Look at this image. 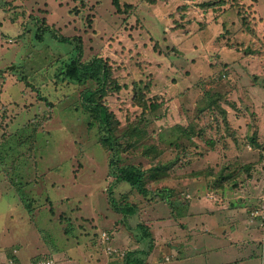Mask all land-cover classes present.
<instances>
[{
	"label": "rangeland",
	"instance_id": "1",
	"mask_svg": "<svg viewBox=\"0 0 264 264\" xmlns=\"http://www.w3.org/2000/svg\"><path fill=\"white\" fill-rule=\"evenodd\" d=\"M121 9L114 0H0V151H23L28 135L36 147L19 160L30 166L34 209L0 165V264H31L52 251L49 240L88 251L73 244H96L98 229L113 246L102 242L89 264L102 252L107 264H126L125 255L162 264L160 254H178L177 245L193 264H264V133L253 121L257 100L264 131V0H121ZM76 57L106 59L134 86L144 77L143 92L103 99L114 117L109 141L81 102L97 82L79 86L66 74ZM195 137L197 156L179 158ZM131 164L144 170L143 192L116 179V167ZM158 164H173L160 179ZM210 170L229 172L236 185L216 187ZM111 199L137 210L117 212ZM42 210L56 217L42 218L44 231ZM60 224L82 232L69 237ZM51 254L46 264L64 263Z\"/></svg>",
	"mask_w": 264,
	"mask_h": 264
},
{
	"label": "trees",
	"instance_id": "2",
	"mask_svg": "<svg viewBox=\"0 0 264 264\" xmlns=\"http://www.w3.org/2000/svg\"><path fill=\"white\" fill-rule=\"evenodd\" d=\"M114 5L119 9L120 12H122L121 9V0H114ZM13 23V22H12ZM63 37V40L67 41L68 38L67 37ZM77 41H79V39H77ZM80 58V56H79ZM78 57L74 58L73 61L69 62L67 64V71L66 74L67 76L71 79V81L77 85H82L85 84L87 81L89 80H94L95 82H97V86L95 89H90L87 88L85 90V92L83 93V97H82V103L83 106L86 110L90 111L98 120L101 126V135L103 137V141H109V139H111L112 135H113V131H114V127H113V123H114V117L113 114L111 113V111L108 109V104L103 103V99L107 96V95H114V93H118L119 91H121V89L124 90L125 93L128 92V90H130L131 93L133 92H137L138 89L142 91V87H140L139 82L143 81L144 77H139V82H135V86L132 85V83L130 82V79H125L122 76H117L115 74H113L112 69L108 66V61L106 59H103L101 57H94L91 61L88 62H82V60L80 61ZM136 80V78L133 80V82ZM130 83V84H128ZM98 91H103L104 94H100L98 95ZM143 97V96H142ZM183 97V96H182ZM264 98V97H262ZM140 104V103H139ZM255 104H256V110L253 113V121L254 124L256 125V128L258 129L257 131H259V134H263V123L261 122L260 118L263 115L262 114V108H258V104H260L257 100H255ZM141 105V104H140ZM226 120V119H225ZM248 127V125H247ZM201 133H203V131H201ZM198 135V136H206L205 132L203 134ZM30 136H24V137H20L21 138V149H23V151H15L14 148H9L8 152H1L0 151V165H8V169H7V174L10 177V182H13L14 185H18L20 184L19 189H16V194H18V198L19 201L21 203H23L25 208H30V209H34L33 204L35 200H29L30 195L31 194V189H27L28 187H30V185L28 184V179L26 178L28 175V171L30 170V166L26 167V162L23 161L19 164V160L20 158L28 151L33 150V145L34 143L30 140ZM193 138V137H192ZM252 139H256V141L260 144L262 142H259V138H255V136L252 137ZM192 141L190 140L192 143L196 142L197 145L200 147L201 144V140L199 138H194ZM217 141V140H216ZM196 143H194L193 145H191L190 143L188 144L189 146V150L187 151L186 147L184 146V150L179 152V158L180 157H188L191 159H194L197 155V153L193 152V150H197V145ZM177 144V143H176ZM6 145L9 147L11 144L10 143H6ZM180 145V144H178ZM36 149L35 145H34V150ZM6 151V150H5ZM9 158V160H7ZM176 162V161H175ZM175 162L173 164H175ZM115 162L112 161L111 165H114ZM171 164V165H173ZM171 165H155V177L157 179H160V176L158 175L160 172L164 171L167 172L169 170H171L170 166ZM33 169L34 170H38V164H34ZM2 170L4 171L5 169L2 168ZM208 169H205L204 174L208 175L209 172H207ZM117 172V175H116ZM27 173V174H26ZM210 174L211 179L210 182L213 185H216V187H218V185H222L225 186V188H232V186H235L237 183V178L233 179L232 175L229 172H214L213 170H210ZM251 175V174H250ZM115 176L116 179L119 181H124L125 183L129 184L131 187L136 188L138 191L143 192L145 191L144 189V170L141 168V166L137 165V164H131V165H123V166H119L116 167V171H115ZM193 176V175H192ZM237 177V176H236ZM27 186V187H25ZM224 188V187H223ZM42 191H46L44 189H42ZM41 191V193H42ZM47 195L46 193L44 194V196ZM38 196V195H37ZM43 196V193H42ZM197 199L198 196H196L195 194L192 195V197H194ZM36 197V196H35ZM22 198V199H21ZM32 198V195H31ZM34 199V198H32ZM41 199V198H40ZM192 199V198H191ZM42 200V199H41ZM113 203L114 206V210L117 212H122V213H126L127 215H131L132 213H135V211L137 210L138 204H136L135 206L132 204L131 205H124V206H119L117 199H111L110 200ZM192 201H196V200H190ZM197 202V201H196ZM55 207V205H53ZM39 215V219L36 220V225L37 228L39 230L44 231V226H42L40 224L44 223L46 226H48L50 223L47 220H43V217H47L50 216L51 217V222L52 220H54V216L49 215V214H44V211H39L38 212ZM232 223H229V225H231ZM137 229H141L143 230L140 231V233L138 234L139 238H143L145 239V237H147V234H150V232L147 229V226H145L144 224H141L137 226ZM230 229H234V227H231ZM47 230V229H46ZM152 240V239H151ZM53 254L56 252L55 251H51ZM130 253V252H129ZM128 253V254H129ZM12 259H16L14 256V253L11 254V252L9 253ZM54 254V255H55ZM49 253H45V256H41L39 258H34L32 263L33 264H40V262H45V263H49L47 261ZM51 256L53 257V255L51 254ZM125 263L126 264H144V262L140 259L143 257H140V255L138 256L139 258L135 259L133 258V256L129 255V257L126 255L125 256ZM54 258V257H53ZM54 260V259H53ZM135 260V261H133ZM141 260V261H140ZM134 262V263H133ZM18 264H21V262H17Z\"/></svg>",
	"mask_w": 264,
	"mask_h": 264
},
{
	"label": "crops",
	"instance_id": "3",
	"mask_svg": "<svg viewBox=\"0 0 264 264\" xmlns=\"http://www.w3.org/2000/svg\"><path fill=\"white\" fill-rule=\"evenodd\" d=\"M193 202H196V201H192L191 203H193ZM56 207L57 206H55V208ZM57 217L59 219L61 217V214L60 215H57ZM55 219H56V217L54 216V220H53L54 222H55ZM88 227H90V226H88ZM62 228L64 229L65 232L69 233V237L71 236L73 238H75L77 235H79V233L82 232V228L81 227H78V228H81V229H79L77 231H74L75 225H73L71 227L72 232H68L66 230V228L63 227V225L60 224V226H59L58 229H62ZM89 229L90 228H88V229L86 228L84 230L85 231V234H88V230ZM98 230H100V229H98ZM98 230H95L94 233H99L101 235V232H99ZM118 234L120 236H122V237L124 236L123 231H121L120 233H117V235ZM65 239L70 240L68 237H65ZM97 239L99 241L96 244H94L91 241H89V242H83V245H84L83 247H79V245L73 244L74 247H76L77 249H83L84 247H87V250L88 251H83V252L82 251H76V250H74L72 248L71 244H69V243H67L65 245H62L61 244L59 246L57 245L58 246L57 247L55 241L49 240V244H47V245H48L49 250L55 251L56 254H58V257L64 260V263L63 264H89V263H87L88 262V257L90 255H91V257H92V255H93V257H95L97 255L94 252L95 248L96 247H99V246L102 247V244L101 243L104 242L103 241V237L100 238V236H99ZM113 239H114V237H113ZM151 242H152L151 245L157 247L156 244H155L156 241L154 242V240L153 241L151 240ZM172 242L173 241L170 239V244H169L170 246H173ZM110 244L112 245L111 242H110ZM120 244H117L114 247L119 248ZM173 249H177L179 251V253H181L180 251L181 250H184L185 248L179 247V245H177V246L173 247ZM102 250H103V248H102ZM211 251H213V250H211ZM49 253H51V252H49ZM179 253L178 254H174V253L172 254L171 252L168 251L167 254L165 255V257L162 256V254H160L159 259L162 262V264H193L192 262H190V257H189L190 255L189 254H186L188 256L185 257V252L183 254H180V255H179ZM208 253L209 252H207L206 255H208ZM111 254H109V255H111ZM176 255H179V256L177 257ZM230 255H232V254H229L228 256H230ZM35 256H37V255L34 254L31 257H35ZM43 256H45V255H43ZM54 257H55V255H54ZM109 258H112V260H117V257H115V256H111ZM232 258H233V256H232ZM164 259H167V260H164ZM112 260H110V261H112ZM231 260H232L231 257H229L228 260L227 259H223V261L221 263L220 262H215L214 264H233V263H230ZM204 261H206V259H204ZM107 262H108V259H107V257L104 256V253L102 252L101 253V259L100 260H95V261H93L90 264H107ZM200 264H204V263L201 262ZM251 264H255V263H251Z\"/></svg>",
	"mask_w": 264,
	"mask_h": 264
},
{
	"label": "clouds",
	"instance_id": "4",
	"mask_svg": "<svg viewBox=\"0 0 264 264\" xmlns=\"http://www.w3.org/2000/svg\"><path fill=\"white\" fill-rule=\"evenodd\" d=\"M101 237H103L104 248H105L107 245L111 246L110 241H108V240H110V235L108 234V232H104L103 234L101 233L100 238H101ZM106 243H107V245L105 246ZM31 264H33V263H31Z\"/></svg>",
	"mask_w": 264,
	"mask_h": 264
},
{
	"label": "built area",
	"instance_id": "5",
	"mask_svg": "<svg viewBox=\"0 0 264 264\" xmlns=\"http://www.w3.org/2000/svg\"><path fill=\"white\" fill-rule=\"evenodd\" d=\"M47 261L50 263L51 260H47ZM40 264H46V263L45 262H40Z\"/></svg>",
	"mask_w": 264,
	"mask_h": 264
}]
</instances>
